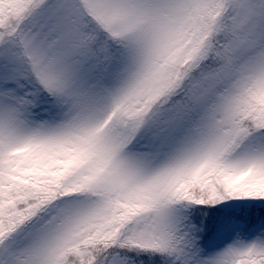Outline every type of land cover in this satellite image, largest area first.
I'll list each match as a JSON object with an SVG mask.
<instances>
[{
	"label": "snow or ice",
	"instance_id": "1",
	"mask_svg": "<svg viewBox=\"0 0 264 264\" xmlns=\"http://www.w3.org/2000/svg\"><path fill=\"white\" fill-rule=\"evenodd\" d=\"M0 264H264V0H0Z\"/></svg>",
	"mask_w": 264,
	"mask_h": 264
}]
</instances>
